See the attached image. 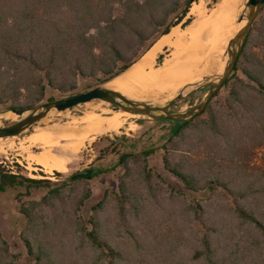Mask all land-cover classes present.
<instances>
[{"label":"trees","instance_id":"obj_1","mask_svg":"<svg viewBox=\"0 0 264 264\" xmlns=\"http://www.w3.org/2000/svg\"><path fill=\"white\" fill-rule=\"evenodd\" d=\"M197 1L0 0V112L38 104L48 88L71 96L81 78L119 76L172 27L191 23ZM224 86V102L213 101L220 89L195 117L162 120L173 123L165 168L200 196L189 203L176 188L162 193L165 180L148 164L154 148L61 181L0 164V192L30 197L19 234L33 264H264V166L253 162L264 147V7ZM118 143L108 139L101 155ZM117 166L118 191L108 189L86 219L91 180ZM33 189L45 193L31 197ZM19 261L0 229V264Z\"/></svg>","mask_w":264,"mask_h":264},{"label":"rangeland","instance_id":"obj_2","mask_svg":"<svg viewBox=\"0 0 264 264\" xmlns=\"http://www.w3.org/2000/svg\"><path fill=\"white\" fill-rule=\"evenodd\" d=\"M246 1L247 0H242L239 7L236 8L233 14L230 15L232 18L231 20L232 24L230 26L229 33L225 37L224 49L226 48L229 40L235 35L234 24L235 22L237 24L239 23L240 15L242 13L243 8L245 7ZM197 2L201 4L206 11L211 12L217 9L218 7L217 4L219 0L217 2L215 0H198ZM189 16H192L194 19V16L192 14L189 13ZM179 25L183 27L181 24ZM255 50L261 53V50L259 48H256ZM162 54L164 55L163 58L164 60L166 56L170 54V50L165 49V52ZM218 67H219V63H218ZM237 74L244 77V75L240 70L237 71ZM98 84L100 83H97L93 79L81 78L79 80L78 89L75 92V94L86 91L89 88L94 87ZM208 89L209 87L196 90L191 96L171 106L169 111L181 112L190 109L194 105L200 103V101L206 96ZM166 92H161V93L158 92L159 94L157 95L158 97L166 96L170 91H166ZM227 92H228L227 87L225 86L222 87L219 95L214 98L213 100L214 103L216 101L220 103L224 102V97L226 96ZM69 95L70 94L68 93L63 94L59 91L48 88L46 91L45 98L42 102L49 101L47 100L49 97L61 99L64 97H68ZM167 99L168 98H163L160 100L165 101ZM143 100H151V99H143ZM111 108L112 105L103 101H93L89 103L80 104L75 108L68 110L66 112H53L48 117L44 118L37 126V128L33 129V131L35 130L34 132H37L40 129H44L43 127H58L60 129L67 126L72 127L71 123L68 124L71 120H73L72 118L75 117L77 119H80L90 112H92V114H96L97 116L102 117L103 121L107 123L110 120V118H112L113 115L115 114L113 111H111ZM0 109L1 110L5 109V106L0 105ZM122 119L124 118L122 117ZM0 122L1 124H3L6 122V120L2 119ZM172 125L173 123L171 121L154 120L142 114H138L135 117L126 118L123 127L118 128L117 131H110L104 134L99 133L97 129L93 127L90 128L87 126L85 127L83 125L82 127L84 128L78 129L77 133L78 134L87 133L89 137H91L92 135L93 138L88 139L84 147L81 148L82 151L80 150L79 152L76 153V155H74L71 158V162L69 166L61 171L62 173H64L63 176H59L57 172L60 171L57 170L53 171L52 173H48L41 165L28 161L26 159L27 156L26 153L19 155L14 151V148L9 146L12 140H14L17 143V146H19V142H20L19 140H22L23 138L30 136V133L29 134L26 133L27 135L25 134L17 135L5 139L7 144L5 147L7 156L1 157L0 164L2 165V168L5 169V171L22 172L23 174L34 178L48 177L53 181H61L72 173H75L77 171H83L88 167H91L94 163L97 165L96 167H112L114 164H116V162H118L120 153L133 152L140 154L144 149L154 148L155 151L148 158V164L149 167L153 170L154 178L156 177L155 173H157L160 176H162L163 179L165 180L164 183L161 182V180H157L158 181L157 184L161 185L162 193L164 195H168L173 190V188H176L180 191H183L187 195L188 198L187 203H189L193 201L192 198L195 197V195L196 198H199L200 196L198 194H194L191 191H189L186 188L185 184L177 176H175L165 168V164L163 161L165 151L162 148V146L169 137L170 129ZM106 126H108V124H106ZM108 139L119 141L118 143L119 147H117V149L114 151L108 149L105 155H101L102 153L100 152V150L102 147H105L108 144ZM33 150H39V149L35 148ZM180 154L181 152H179L177 155ZM199 156L202 157L205 156V154L202 152L200 153ZM197 157L198 156H196V158ZM253 162L256 165L264 166L263 146L259 147L256 150V154L255 157L253 158ZM121 171L122 168L120 166H117V168L114 171L98 175L97 177L91 180L93 195L82 208V214L83 216L86 217V219L88 218L87 213L90 207L96 204L97 202H99L108 189H114L115 191H118V180H119L118 177ZM17 193L19 192L14 190L0 192V229L3 233V236L8 241L11 251L20 254V261H19L20 264H33V261L28 255L19 234L20 229L24 223L23 216L20 212V206L22 202L26 201L27 199H30V197L28 196L26 197L24 195L18 197L16 195ZM44 193H45L44 189L41 190L33 189V194L31 197H39V195H42ZM202 195L205 198L208 194L205 195V193H203ZM194 203L196 202L194 201ZM195 222H196L195 220H192L191 225H195ZM138 229L139 226L137 225L134 230H138Z\"/></svg>","mask_w":264,"mask_h":264},{"label":"bare ground","instance_id":"obj_3","mask_svg":"<svg viewBox=\"0 0 264 264\" xmlns=\"http://www.w3.org/2000/svg\"><path fill=\"white\" fill-rule=\"evenodd\" d=\"M241 2L242 0H219L217 9L211 12L194 2L190 9V14L194 16L191 23L185 27H172L169 33L160 36L125 72L107 81L106 86L137 99L159 100L173 97L178 88L198 81L204 75L221 71L224 67L221 58L225 51V37L232 24L230 15ZM238 29L239 25L235 22L234 32ZM165 49H169L170 54L157 65V56L164 53ZM166 91L170 92L166 96L158 97L157 94ZM111 111L115 114L107 123L102 117L90 112L80 119L72 118L68 123L72 127H43L44 129L37 132L32 129L30 136L18 141L19 146L14 140L9 146L19 155L26 153L28 161L41 165L48 173L62 171L69 166L71 158L84 147L86 141L93 138L87 133H77L78 129L84 128L83 125L104 134L117 131L124 126L126 118L138 115L112 108ZM18 117V114L10 110L0 113V121L16 120ZM8 138H0V159L7 156L5 139ZM35 148L39 150H33Z\"/></svg>","mask_w":264,"mask_h":264},{"label":"water","instance_id":"obj_4","mask_svg":"<svg viewBox=\"0 0 264 264\" xmlns=\"http://www.w3.org/2000/svg\"><path fill=\"white\" fill-rule=\"evenodd\" d=\"M264 7V0H247L239 19V29L229 40L222 55L224 67L221 71L211 75H204L198 81L189 83L180 88L177 93L167 100H142L131 97L124 92L100 83L86 91L73 94L61 99L38 103L25 109L10 110L18 114L16 120H6L0 125V138H8L29 133L40 122L53 112H66L76 106L93 101H103L112 105L113 110L129 111L131 113L146 115L154 120H189L200 114L211 101L212 97L223 87L226 80L235 70V66L244 49L245 43ZM109 81V80H108ZM209 87L206 96L200 103L181 112H171L169 109L175 103L191 96L196 90Z\"/></svg>","mask_w":264,"mask_h":264},{"label":"crops","instance_id":"obj_5","mask_svg":"<svg viewBox=\"0 0 264 264\" xmlns=\"http://www.w3.org/2000/svg\"><path fill=\"white\" fill-rule=\"evenodd\" d=\"M162 53H159V55L158 56H160ZM158 56H157V58H158ZM156 63H157V59H156Z\"/></svg>","mask_w":264,"mask_h":264}]
</instances>
